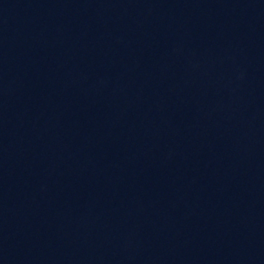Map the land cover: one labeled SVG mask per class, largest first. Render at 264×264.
<instances>
[{
	"label": "water",
	"instance_id": "1",
	"mask_svg": "<svg viewBox=\"0 0 264 264\" xmlns=\"http://www.w3.org/2000/svg\"><path fill=\"white\" fill-rule=\"evenodd\" d=\"M0 264H264V0H0Z\"/></svg>",
	"mask_w": 264,
	"mask_h": 264
}]
</instances>
